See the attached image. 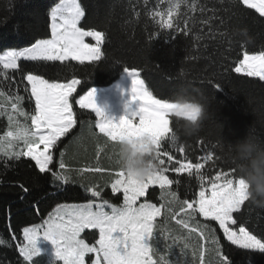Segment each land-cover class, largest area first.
I'll list each match as a JSON object with an SVG mask.
<instances>
[{"label":"snow or ice","instance_id":"6c2138e0","mask_svg":"<svg viewBox=\"0 0 264 264\" xmlns=\"http://www.w3.org/2000/svg\"><path fill=\"white\" fill-rule=\"evenodd\" d=\"M144 3L147 4L148 0H144ZM229 3L255 10L260 17H264V0H229ZM182 7L185 9L183 12ZM205 11V6L199 4L198 0H175L166 13L154 12L152 18L161 29L169 30V35L172 32L188 34L198 22L208 24L212 19H201L190 13L199 12L202 16ZM85 14L81 0H59L49 12L50 38L36 39L31 46L11 48L0 55V75L10 81L9 70L13 73L19 70L22 77L20 82L26 80L30 86V89L25 87L24 91H30L28 99L34 102L31 110L26 112L21 106L24 96L0 90V116H7V130L0 135V154L8 160L29 157L39 172L50 173L54 182L67 185L79 181L86 192L99 198V202L90 199L83 204L58 205L42 224L24 227L23 244L19 246L23 259L32 264L39 255L36 242L39 232L43 231V236L53 243L56 256L63 264H85L88 254L94 257L91 264H230V256L225 253L216 235L217 229L212 223H201L197 217L215 222L224 238L238 249L264 252V237H258L244 226L234 227L238 224L234 214L239 213L247 201L245 183L236 174L235 168L230 164L227 170L216 171L214 175L206 174L202 169L209 161L215 163L222 159L213 151L199 158L203 163H194L186 155L183 159H176L165 150V144L172 148L178 146L171 117L181 106L157 96L146 80L141 78L139 68L125 67V71L132 77V99L140 101L141 106L138 112L132 114L133 118H121L119 123L107 118L103 110L97 107L94 91H88L79 99L73 96L81 83L79 79L60 82L32 72L23 75L21 61L61 64L76 61L83 65L104 59L106 34L82 27ZM220 22L223 23V20ZM87 38L94 43L86 42ZM196 39L201 37L198 35ZM230 70L264 81V49L252 53L243 51L242 58ZM208 83L212 81L208 80ZM215 88L220 90L222 86L217 83ZM74 105L95 112L97 119L94 127L108 142L150 139L156 148L157 170L144 180H136L114 163L109 169L99 163L96 166L72 168L64 159V151L59 153L58 165L54 163L53 150L78 123ZM182 114L186 119L194 118L193 111L187 106L182 109ZM137 116L138 121L135 120ZM17 117L24 119L21 121ZM89 133L96 135L91 125ZM178 150L181 154L185 153L183 146H179ZM57 166L59 171L54 170ZM170 169L176 174L187 173L188 177L195 178L199 185L198 192L190 198L181 199L178 192L173 190V185L179 186L180 180L167 175ZM86 173L100 174L101 178L107 174L110 180H105L101 185L87 180ZM109 183L112 193H122V204H111L102 197L103 188ZM150 186H158L159 205L147 199L141 202ZM171 221H175L179 230L170 227ZM86 229L98 232L94 243L81 238V233ZM6 243L0 239V244ZM174 248H179L183 260L170 259L175 255Z\"/></svg>","mask_w":264,"mask_h":264},{"label":"trees","instance_id":"16d2710c","mask_svg":"<svg viewBox=\"0 0 264 264\" xmlns=\"http://www.w3.org/2000/svg\"><path fill=\"white\" fill-rule=\"evenodd\" d=\"M59 0H0V54L11 48L31 46L36 39L50 37L49 12ZM85 7V18L81 26L86 30L95 29L106 34L103 51L106 57L99 62L81 65L76 61L33 62L21 61L23 75L28 72L43 75L45 79H58L66 82L79 79L81 83L73 96L78 99L92 87H106L113 84L125 67L141 70L143 79L157 96L175 101L177 91L183 87L186 96L207 106L209 117L204 121L202 130L194 135L178 134V146L172 148L165 144V150L176 159L186 155L192 162L213 151L221 160L209 161L202 171L214 175L216 171L227 170L231 165L216 146L221 136L225 141L235 142L244 138L249 131L264 139V81L256 77H247L231 71V66L242 58L243 51L249 53L264 49V17L255 10L229 3V0H198L206 11L190 13L201 19L212 17L208 24L197 23L188 34L161 29L153 20L152 13L167 12L175 0H81ZM181 11H185L182 7ZM137 13L139 15H137ZM223 20V23L220 21ZM159 33V35H156ZM221 33H226L221 35ZM201 39L197 40L196 37ZM11 80L0 75V90L24 96V111H30L34 102L29 101L30 91L26 93L27 81L22 80L19 70H9ZM208 80L212 83L209 84ZM222 88L217 90L215 84ZM77 125L58 142L54 149V163L60 159V151L65 152L64 159L72 168L100 166L109 169L113 166L111 143L94 130L95 115L88 109L74 105ZM171 127L178 129L183 120L171 117ZM92 126L93 136L89 133ZM6 131L4 128L0 135ZM215 145V147H213ZM179 146L185 153L179 152ZM99 149V154H98ZM111 157V160L109 159ZM167 163V157H163ZM178 166V165H177ZM211 169L209 172L208 170ZM59 171L58 166L54 169ZM171 179H179V186L173 185L181 199L190 198L199 190L195 178L187 173L176 174L169 170ZM89 181L103 185L110 177L105 174L86 173ZM23 185V187H21ZM27 191H24V189ZM102 197L116 205L123 202L122 193H112L110 183L103 188ZM158 186H150L141 201L161 203ZM91 196L79 181L61 185L54 182L50 173H40L35 162L29 157L8 160L0 154V264H29L19 253L23 244V228L42 223L58 205L83 204ZM179 218V217H178ZM238 218L239 226L246 227L258 237H264V208L250 204L242 206ZM223 249L228 254L230 264H264V252H249L231 245L219 230L215 222ZM170 227L179 230L175 221ZM15 237V238H14ZM81 238L94 243L98 238L96 230L86 229ZM170 242V241H168ZM164 243V242H163ZM163 243L161 247H163ZM175 255L170 259H181L179 248L173 249ZM191 257L189 256L188 259ZM47 256L37 255L32 264H49Z\"/></svg>","mask_w":264,"mask_h":264},{"label":"clouds","instance_id":"9594fccd","mask_svg":"<svg viewBox=\"0 0 264 264\" xmlns=\"http://www.w3.org/2000/svg\"><path fill=\"white\" fill-rule=\"evenodd\" d=\"M175 104L181 106L174 113L177 120H183L173 135L178 137L180 131L185 135L199 133L204 121L209 117L207 106L186 96V89L181 87L175 96ZM187 106L194 113L193 119H186L182 109ZM113 152V163L123 169L130 177L144 180L157 170L156 148L151 140L145 138L123 139L110 142ZM223 157L236 170V174L245 183L247 201L257 207L264 208V139L252 134L251 131L235 142L225 141L221 136L216 145Z\"/></svg>","mask_w":264,"mask_h":264},{"label":"rangeland","instance_id":"374dc122","mask_svg":"<svg viewBox=\"0 0 264 264\" xmlns=\"http://www.w3.org/2000/svg\"><path fill=\"white\" fill-rule=\"evenodd\" d=\"M57 3H59V1ZM86 42L94 43V41H91L90 38H87ZM3 53H1L0 55H2ZM120 77H119L120 80L117 79V80H119L118 85H119L120 91L112 93L111 88H109V90H110V93H109L110 98L109 99H112V102H113L111 107L106 105V103H104V101H103L104 98L95 92V90H97V89L99 90V92H101V89L106 88L108 86H106V87H92V88H89L86 92H84L82 94V95H85V94H87L88 91H94V93H95L94 99H95V103H96L97 107L102 109L105 116L107 118L111 119L114 123H119V120H121V118H125V117L133 118L132 114L135 112H138L139 108L141 106L140 101L132 99V93H131L132 77L126 71H124ZM138 119H139L138 116L135 117L136 121H138ZM97 202H99V201H97ZM110 203L114 204L112 202H110ZM56 209L57 208H55V210L52 213H54L56 211ZM106 210H110V209H106ZM46 219H48V217ZM42 223H40V224H42ZM37 225H39V224H37ZM36 247L40 250L39 254H44L47 256V259H48L47 261L49 264H63V262L60 259H58L56 256V249H55V246L53 245V243L43 236V231L39 232V237H38L37 242H36ZM92 258H94L93 255L88 254L85 257V264H91Z\"/></svg>","mask_w":264,"mask_h":264},{"label":"crops","instance_id":"0c3cea01","mask_svg":"<svg viewBox=\"0 0 264 264\" xmlns=\"http://www.w3.org/2000/svg\"><path fill=\"white\" fill-rule=\"evenodd\" d=\"M50 24H51V20H50ZM50 35H51V30H50ZM121 78V77H120ZM119 78V80H120ZM119 80L115 81L113 84L109 85L108 87L106 88H103L101 89V92H99V90H95V92L99 95H101L103 98H104V103H106V105H108L109 107L112 106L113 102H112V99H109L110 98V90L109 88H111V92L112 93H115V92H119L120 89H119ZM128 86V85H127ZM30 87V86H29ZM99 92V93H98ZM91 111V110H90ZM92 112V111H91ZM94 115H95V112L93 111L92 112ZM18 119H20L21 121H23V117H17ZM97 119V118H96ZM120 121V120H119ZM0 131H2L4 128L7 130V116H0ZM94 130L96 133L99 134L98 130L94 127ZM101 135V134H99ZM102 136V135H101ZM105 138V137H104ZM106 139V138H105ZM22 147V145H21ZM163 243V242H162Z\"/></svg>","mask_w":264,"mask_h":264}]
</instances>
